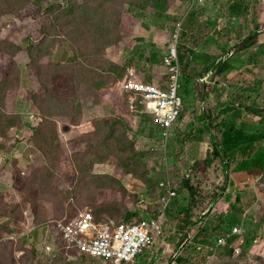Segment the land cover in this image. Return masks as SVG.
I'll return each mask as SVG.
<instances>
[{
    "label": "rangeland",
    "instance_id": "374dc122",
    "mask_svg": "<svg viewBox=\"0 0 264 264\" xmlns=\"http://www.w3.org/2000/svg\"><path fill=\"white\" fill-rule=\"evenodd\" d=\"M215 1L224 5L229 0L206 4ZM250 1L264 11V0ZM147 5V0H0V264H103L81 255L76 259V254L72 262L52 258L61 236L53 222L70 223L92 213L100 224H118L145 220L159 211L158 186L175 176L149 124L153 114L131 113L120 93L121 63L140 65V80L148 76L145 58L135 60L131 50L140 40L132 38L140 20L167 32L183 21L178 44L182 65L193 52L194 27L187 9L159 18L155 11L144 14L132 7ZM238 11L228 29H219L227 39L217 37L219 53L264 34V16L261 28L252 31L240 19L244 12ZM171 42L172 35L152 56L158 59ZM168 72L161 65L153 83L160 84ZM254 79L250 77L252 86H260ZM192 85L184 77L183 86ZM192 116L186 111L184 121ZM257 188L258 200L240 195L251 209L236 224H242L249 247L245 257L206 259V264H264V178Z\"/></svg>",
    "mask_w": 264,
    "mask_h": 264
},
{
    "label": "crops",
    "instance_id": "0c3cea01",
    "mask_svg": "<svg viewBox=\"0 0 264 264\" xmlns=\"http://www.w3.org/2000/svg\"><path fill=\"white\" fill-rule=\"evenodd\" d=\"M187 1L169 0V9L166 12L153 8L142 10L132 7L140 13L145 14L151 10L157 12L159 18H167L171 14L175 15L177 10L178 12L181 9L188 10ZM233 1H225L226 3L222 5L216 1L206 4L205 0V3L201 4L203 6L196 5L191 10L194 27L193 52L187 63L184 62L182 65L180 62L182 69L180 92L183 91L185 95H188L184 99L179 92L184 101L185 110L172 130L171 139L166 148L160 147L162 156L166 157L164 158L166 167H171L173 170L175 177H169L176 186L177 196L165 211L162 209L157 215V218L163 216V236L157 238L153 246L134 264H206V259L212 257L208 254L206 247L213 245L215 240L223 234L219 232L222 221H227L226 218L234 214L232 207L236 205L237 197L247 195L249 199L258 200L257 186L264 178V137L252 145L249 144L248 139L250 136L264 135V86H261L264 82L262 80L264 79V34L254 38L253 44L239 47V51L236 46L228 44V49L227 46L224 49V51L227 50L226 53L217 52L220 46L217 37H222L223 41L227 40L225 34L219 29L226 27L228 29L232 25L230 23L234 12L237 14H239L238 10L244 12L240 19L244 26H248L253 31L258 27L261 28L264 11L257 7L255 9L250 0ZM207 27L210 32L205 34ZM174 28L171 32H167L159 26L157 28L148 26L142 20L134 25L137 33L132 38L140 40L133 42L131 50L135 52V60L141 56L145 58L144 69L147 68L149 71L148 76H141L143 81L153 82L158 68L162 65L161 55H164L168 47L154 63L150 60L152 50L156 47L160 50L164 44H167ZM217 30L221 32L217 33ZM243 40L246 39L242 38ZM147 43L149 45L145 46ZM142 49L145 50L144 53ZM121 64L125 68H136L134 65H137L124 61ZM136 70L140 72V65ZM184 77H187L193 85L183 86ZM206 77L207 81H205ZM250 77L255 78L253 81L260 86H252L249 82ZM24 82L21 76L20 87H24ZM120 93H122L121 86ZM22 108L25 109V107ZM188 110L191 114L193 113V116L185 122L184 115ZM115 111V114H118L117 106ZM18 115L21 114L18 113ZM233 131L238 133L224 142V135H232ZM182 138L185 140L183 141ZM172 142L176 146V154L172 149ZM241 146L252 149V159L260 153L258 159L263 161H257L258 159L255 158L253 163L249 161V164L245 165L246 159L242 158H246V154L235 153L234 158L232 153L242 150ZM216 148L227 150L231 161H227L223 153L217 156ZM226 174H228V182H226ZM224 189L226 192L223 193ZM228 190L237 191V196H227ZM195 192L201 197H197ZM162 196L160 191L159 200ZM204 196L205 201H208L206 205L203 203ZM214 198V204L210 205ZM239 207V210L244 212L243 214L236 212L240 217L243 218L245 214L250 213L251 209L245 206L243 200ZM158 208L163 207L158 204ZM165 230H168L167 234ZM54 248L57 249V246ZM56 255L57 252L52 253L51 257H57ZM76 255V259L82 257H79L78 253ZM73 256V253L67 252L64 257L72 262L76 260Z\"/></svg>",
    "mask_w": 264,
    "mask_h": 264
},
{
    "label": "built area",
    "instance_id": "2783aa9c",
    "mask_svg": "<svg viewBox=\"0 0 264 264\" xmlns=\"http://www.w3.org/2000/svg\"><path fill=\"white\" fill-rule=\"evenodd\" d=\"M187 2L188 11H191L196 5L204 4L205 0H188ZM182 27L183 21L176 23L172 42L162 55L161 61L169 70L166 79H163L160 84L146 82L139 79L135 67H127L125 78L121 82V89L130 112L142 115L148 112L153 114L154 121L149 124L153 125L155 136L161 141L162 148H166L169 143L171 132L178 124L184 108V101L179 93L182 69L178 44ZM159 189L163 194L159 204L165 211L176 199L177 189L170 177L160 183ZM162 219L163 216L139 221L130 220L128 223L112 222L109 225L99 226L93 214L87 213L73 222L60 221L57 225L69 252H76L85 258L98 259L103 264H134L153 246L157 238L163 236ZM243 239L242 229L234 227L217 238L213 245L206 247L207 252L214 255L219 248H227L233 250L234 256H238L245 246ZM47 249L52 250L50 247Z\"/></svg>",
    "mask_w": 264,
    "mask_h": 264
},
{
    "label": "trees",
    "instance_id": "16d2710c",
    "mask_svg": "<svg viewBox=\"0 0 264 264\" xmlns=\"http://www.w3.org/2000/svg\"><path fill=\"white\" fill-rule=\"evenodd\" d=\"M169 0H147V2H148V5L145 7V8H140V9H142V10H148L149 8H153V9H156L157 11H161V12H166V11H168V9H169V2H168ZM61 9V8H60ZM69 9H71V8H69ZM33 40V39H32ZM31 40V43L32 44H38V42H36V41H32ZM253 42H255V40L254 39H251V40H249L248 41V43H246V44H244V46L245 47H247V46H249V45H251V44H253ZM168 48H169V46H168ZM237 51H239V48L237 49ZM236 51V52H237ZM184 56H182L181 54H180V56H179V61L182 63L183 61H184ZM150 60H151V62L152 63H154L155 61H156V58H155V56H152V57H150ZM161 63H162V61H161ZM162 65H163V63H162ZM121 66H122V68H123V73H124V76H123V78H122V80H121V82L124 80V78H125V75H126V68H125V66L123 65V64H121ZM164 66V65H163ZM21 72V71H20ZM21 74H20V80H21ZM168 76V75H167ZM167 76H164L163 77V79H166L167 78ZM257 112H258V110H257ZM232 133V135H224V139H223V141L225 142L228 138H233L234 136H235V133H238L237 131H233V132H231ZM251 137V138H250ZM249 137V139H248V142H249V144L250 145H252V143H254V142H256V141H258V140H261L263 137H264V135L262 136V135H259V136H250ZM223 143V142H222ZM218 146H220V145H218ZM239 147V146H238ZM240 149H242V150H237L236 152H233L232 153V156L235 158V153H242V154H246V158H242V159H246V162H245V165L246 164H249V161L250 162H254V160H255V158H256V160L258 159V156H259V154L260 153H258L257 155H255V158H253L252 159V149L250 148V147H245V148H243V146H241L240 147ZM216 155L217 156H220V153H223V155H224V157L226 158V160L227 161H231V156L229 155V152H227V150H223V148H220V149H218V148H216ZM257 156V157H256ZM257 161H263L262 159H258ZM229 163V162H228ZM223 168H224V166H223ZM225 170V169H224ZM158 191H159V195H160V189H159V186H158ZM215 200V198L211 201L212 203H213V201ZM240 202H241V198L238 196L237 197V202H236V205L235 206H233L232 208H233V210H234V214H232V215H229L226 219H227V221L226 220H224V221H222V227H224V228H222L221 227V229L219 230V232H223V234L224 233H227V232H229V231H231L234 227H240V226H242V224L241 225H236L237 223H238V221L242 218V217H240V215H237L236 214V212H238V213H241V214H243L244 212H242L241 210H239L240 209V207H239V204H240ZM212 203H210V204H212ZM238 205V206H237ZM159 209V211L158 212H156V213H154L153 215H150V214H148V216H149V218H157V215H158V213H160V211L162 210V208H158ZM149 210H152V209H149ZM81 216V215H80ZM79 216V217H80ZM94 216V215H93ZM264 216V215H263ZM79 217H77V218H74L73 220H71V222H73V221H75L76 219H78ZM94 219H95V222L99 225V226H102V225H104V224H100V223H98V221L96 220V218L94 217ZM65 221H68V220H65ZM130 221V220H129ZM129 221H125V222H121V223H128ZM58 222H60V221H58ZM58 222H53L54 223V227H56L57 228V223ZM62 222V221H61ZM109 224H111V222H109V223H106L105 225H109ZM236 225V226H235ZM260 225H263L264 226V217H263V219H260ZM243 227V226H242ZM56 242H58V246H57V248H59V250H58V252H57V257H64L65 255H66V253L67 252H69V250H67L66 249V245L64 244L65 243V241H64V239H62V237L61 236H59V240L58 241H56ZM245 244L247 245V243H246V241H245ZM252 247V246H251ZM254 247V246H253ZM53 248H54V246H53ZM243 248H245V250H242V252L238 255V256H234V253H233V250L231 249V250H229V249H227V248H219L217 251H216V253L214 254V255H212V257H211V260H218L219 258H222V259H230V258H233L234 260H241V259H243L242 257H245V255L247 254V250H248V248L249 247H243ZM55 249V248H54ZM250 250V249H249ZM53 252V251H52ZM72 252V251H71ZM73 254H76V252H73Z\"/></svg>",
    "mask_w": 264,
    "mask_h": 264
},
{
    "label": "water",
    "instance_id": "95a60500",
    "mask_svg": "<svg viewBox=\"0 0 264 264\" xmlns=\"http://www.w3.org/2000/svg\"><path fill=\"white\" fill-rule=\"evenodd\" d=\"M205 81H207V77L205 78ZM206 83V82H205ZM203 98V97H202ZM202 106L204 107V101L202 100ZM226 182H228V174H226ZM227 184V183H226ZM225 190V189H224Z\"/></svg>",
    "mask_w": 264,
    "mask_h": 264
}]
</instances>
